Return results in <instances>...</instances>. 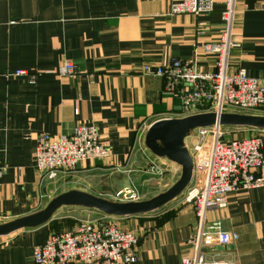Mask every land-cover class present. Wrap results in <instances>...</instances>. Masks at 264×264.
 Wrapping results in <instances>:
<instances>
[{"label":"crops","instance_id":"1","mask_svg":"<svg viewBox=\"0 0 264 264\" xmlns=\"http://www.w3.org/2000/svg\"><path fill=\"white\" fill-rule=\"evenodd\" d=\"M173 1L179 0H0V226L41 213L70 191L110 203L141 202L180 179L182 167L146 145L153 123L185 118L180 101L164 93L162 78L143 74L141 67L180 59L214 72L215 55L203 45L217 43L225 25L224 0L197 16L168 15ZM231 40L236 46L229 51L228 72L243 69L264 81V0H235ZM66 61L74 64L76 77L53 74ZM17 71L35 74L34 83L27 75L14 76ZM256 112L264 117V107ZM79 123L97 128L109 158L43 179L33 164L38 136H69ZM230 128L235 139L254 136ZM254 130L264 138V127ZM187 138L182 142L188 152V144H195ZM193 183L190 178L177 197L139 215L102 213L89 220L82 213L88 207L62 205L42 225L1 235L0 264H34L35 246L83 221L134 233L136 260L130 264H180L193 255L190 241L198 229L194 209L184 201ZM150 189L157 191L146 197ZM217 221L238 239L226 246L203 244L207 261L264 264V188L231 194L225 209L206 213L205 228Z\"/></svg>","mask_w":264,"mask_h":264},{"label":"built area","instance_id":"2","mask_svg":"<svg viewBox=\"0 0 264 264\" xmlns=\"http://www.w3.org/2000/svg\"><path fill=\"white\" fill-rule=\"evenodd\" d=\"M214 0H179L170 3L168 15L207 14L213 11ZM235 0H224L221 18L225 29L217 43L203 45L205 53L215 55L214 72H204L193 62L172 59L164 65L145 63L143 74L164 80L165 94L177 98L185 117L199 114L230 113L227 109L256 111L264 107V81L249 77L243 69L229 73L228 57L234 21ZM58 77H76L71 62H63L53 73ZM27 75L17 71L14 76ZM28 76V75H27ZM34 83L35 74L29 75ZM193 147L191 178L193 187L185 196L198 220L196 235L191 239V257H183L180 264H232L209 262L201 251L203 244L229 245L238 236L225 231L219 221L205 228L206 213L211 209H225L231 194L264 188V138L254 135L240 139H225L221 125L196 129ZM108 148L101 142L93 125L79 123L69 136L42 133L33 152L35 170L42 178L54 180L60 173L74 171L83 161L106 160ZM1 174V172H0ZM126 198L125 194L116 195ZM137 237L114 225L83 221L74 229L51 234L32 250L34 264H106L133 263L136 260Z\"/></svg>","mask_w":264,"mask_h":264},{"label":"water","instance_id":"3","mask_svg":"<svg viewBox=\"0 0 264 264\" xmlns=\"http://www.w3.org/2000/svg\"><path fill=\"white\" fill-rule=\"evenodd\" d=\"M212 125H244L264 127V117L238 113L199 114L182 119L159 120L148 130L146 145L153 154L167 157L182 167L180 179L166 192L141 202L110 203L77 191L57 196L38 214L0 226V236L18 229L46 223L62 205H82L106 215L131 216L158 209L177 197L187 187L192 174V159L182 142L188 130Z\"/></svg>","mask_w":264,"mask_h":264},{"label":"rangeland","instance_id":"4","mask_svg":"<svg viewBox=\"0 0 264 264\" xmlns=\"http://www.w3.org/2000/svg\"><path fill=\"white\" fill-rule=\"evenodd\" d=\"M227 110H228V112H231V113L246 114V115H253L254 113H257L256 111H241V110H237V109H230V110L227 109ZM230 127H234V128H238V129H242L243 128L244 129L243 131L246 132L248 135H255L257 132L254 129H259L260 128L259 126L221 125V131H222V134H223L224 138L231 139V138L236 137L235 136L236 132H234ZM187 135H188V138H187L188 142L190 141V142H192L193 144L196 145L197 138H195L194 128L188 130ZM187 148H188V152H189V154H190V156L192 158L193 155H194L193 147L188 144ZM156 174H160V173L157 172ZM157 176H160V175H157ZM154 191H157V190H155V189L151 190L150 189V190H148L149 194H148L147 191H145V194H147L146 197L150 196V193H152ZM118 200L119 199H117V201ZM115 203H125V202H119L118 201V202H115ZM86 211H88V212L82 211V213L85 214V217L83 219L96 220V219H98V217L102 216V212H100L98 210H95L93 208L92 209L89 208V210H86ZM89 211H91V212H89Z\"/></svg>","mask_w":264,"mask_h":264},{"label":"trees","instance_id":"5","mask_svg":"<svg viewBox=\"0 0 264 264\" xmlns=\"http://www.w3.org/2000/svg\"><path fill=\"white\" fill-rule=\"evenodd\" d=\"M54 223H53V221L52 222H50V227H51V225H53Z\"/></svg>","mask_w":264,"mask_h":264}]
</instances>
